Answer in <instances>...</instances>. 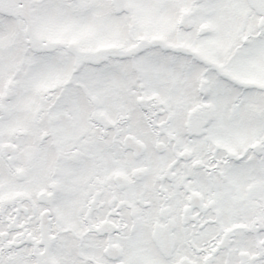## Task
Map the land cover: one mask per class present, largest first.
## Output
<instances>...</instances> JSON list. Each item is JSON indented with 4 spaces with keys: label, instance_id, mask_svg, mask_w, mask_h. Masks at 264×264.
<instances>
[{
    "label": "snow or ice",
    "instance_id": "6c2138e0",
    "mask_svg": "<svg viewBox=\"0 0 264 264\" xmlns=\"http://www.w3.org/2000/svg\"><path fill=\"white\" fill-rule=\"evenodd\" d=\"M0 264H264V0H0Z\"/></svg>",
    "mask_w": 264,
    "mask_h": 264
}]
</instances>
